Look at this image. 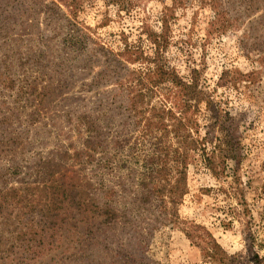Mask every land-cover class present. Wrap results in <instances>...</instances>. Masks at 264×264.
Returning <instances> with one entry per match:
<instances>
[{"label": "rangeland", "instance_id": "obj_1", "mask_svg": "<svg viewBox=\"0 0 264 264\" xmlns=\"http://www.w3.org/2000/svg\"><path fill=\"white\" fill-rule=\"evenodd\" d=\"M71 1L0 0V126L5 114L13 122L8 132L20 137L16 164L21 165L8 181L10 187L20 188L21 180L34 181L33 168L57 154V163L73 166V171H82L83 177V167L72 157L82 149V135L76 129L80 126L77 116L85 108L74 101L68 115L70 102L66 98L89 99L93 93L83 86L91 73L83 76L81 71L72 70V80L67 78V71L73 67L68 64L72 53L64 46L70 29L86 32L99 48L101 45L109 52L132 47L154 58L153 40L160 37L167 23L165 60L186 80L197 71L201 86L231 113L238 128L243 163L237 183L231 173L217 179L200 163L189 165L184 171L182 192L167 198L168 211L164 213L160 201L133 202L140 184L148 179L152 167L149 159L156 150L152 145L159 146L160 131H146L145 120L137 124L129 119L122 124L115 118L110 123L102 115L105 123L101 121V126H110L113 136L123 143L104 159L97 154L91 164L84 165V173L116 191L117 207L127 213L126 221L124 217V223L120 221L117 231L106 240L100 233L84 239L80 229L70 228L74 222L66 201L61 215L67 230L59 232L53 246L38 248L40 254L44 253L41 257L25 264H220L208 258L197 244L212 239L229 255L237 256V264H252L255 253L263 257L264 0H221L223 18L219 22L209 0H123L124 5L76 0L75 19L66 6L72 5ZM98 60L92 75L104 69V58ZM129 67L138 69L140 64ZM236 71L249 78L238 80L234 86ZM58 80L65 82L58 84ZM56 87L61 89L54 90ZM108 87L112 86L106 84ZM160 98V90L147 91V108L160 104ZM87 107L91 113V106ZM211 121L209 117L200 120L201 136L206 135ZM155 154L160 157V151ZM12 164L9 156L0 154V170ZM73 171L66 173L69 179ZM238 189L243 191L242 196H237ZM239 197L247 206L239 204ZM33 201V207L41 209L38 196ZM19 202L16 199L9 207L8 213L14 210L13 219L22 217ZM78 220L79 227L95 223H86L80 216ZM6 232L0 221L2 251L9 245ZM188 232L195 239H190Z\"/></svg>", "mask_w": 264, "mask_h": 264}, {"label": "trees", "instance_id": "obj_2", "mask_svg": "<svg viewBox=\"0 0 264 264\" xmlns=\"http://www.w3.org/2000/svg\"><path fill=\"white\" fill-rule=\"evenodd\" d=\"M107 1L111 4H125L123 0ZM70 3L72 5L66 4V6L75 19L77 17L75 5L78 1L73 0ZM209 3L216 12L215 20L219 22L221 17L223 18V12L219 10L221 0H209ZM167 30L166 23L160 37L153 40L156 52L155 57L151 58L145 56L140 49L132 47L118 53L109 52L101 45L99 48L96 41L86 32L70 29L71 33L65 39L64 46L65 50L72 53L69 55L71 57L68 59V64H72L73 67L67 71V78L72 80L73 71H81L83 76L91 73V78L83 80V86L88 93H93L89 99L85 96L66 98L70 102L68 115L72 114L74 101H80L85 108L77 116L80 126L76 129L82 135V149L77 150L72 157L76 164L83 167V177L80 175L82 171H73V166L66 168L65 165L57 163L59 156L57 154L54 159L40 162L33 168L36 173L34 181L29 183L21 180L18 181L20 188L10 187L11 182L8 181L19 171L21 165L16 164L20 137H12L13 133L8 132L10 123L13 122H9L10 117L6 118L4 114V121L0 126L3 136L0 138V154L4 153V157L9 156L10 163L15 165L0 170V221L9 234L7 240L9 245L6 244V250L0 249V264H25L27 260L30 262L44 254L38 251L40 246H53L59 232L67 230L66 219L61 215L66 201L72 209L71 222H74L69 224L70 228L80 229L84 239H90L95 233H100L102 239L106 240L112 232L117 231L116 226L120 221L123 222L124 217L126 221L127 213L117 207L119 202L116 191L106 188L101 179L95 180L84 173V165L91 164L97 154L104 159L111 154L112 148L123 143V140L118 141L119 137L113 136L110 126H101L102 115L108 118L110 123L115 121V118H118L122 124H126L129 119H135L137 124L145 120L146 131L148 129L151 134L153 130L160 131L159 146L152 145L156 150L149 159L152 167L148 179L145 178L140 184L141 188L137 190L138 194L133 202L146 204L157 200L160 201V210L167 213L166 200L182 192L184 171L191 164L200 163L217 179L231 173L235 183L238 182L243 155L236 121L231 113L201 86L197 71L186 80L165 60L168 48ZM100 56L105 60L104 69L92 75ZM77 58L79 59L75 60ZM135 63H139L140 67L130 69L129 66ZM233 74L240 77L239 79L236 76L232 77L234 86L238 80L241 82L249 78L237 71ZM62 81L57 82L59 84ZM106 84L112 87L105 88ZM58 89L61 88L56 87L54 90ZM150 90H160L161 98L160 104L147 108L146 93ZM87 105L91 106V113L87 111L89 110ZM207 117L212 121L203 137L200 135V120H206ZM69 121L72 123V119ZM158 151L160 157L155 154ZM67 156L66 154L65 157ZM69 171L74 172V178L67 177L66 173ZM237 193V196L243 195L241 189H238ZM34 196H38L41 203L39 210L33 207ZM29 198H32V201ZM16 199L22 204V209H19L21 211L19 215L22 217L13 219L14 210L8 212ZM238 200L241 206H247L243 197H239ZM24 201L28 203L24 205ZM35 215H38V219ZM79 216L86 223L93 221L95 223L92 227L87 224L79 227L77 225ZM2 236L3 234H0V248ZM194 236L193 233L188 232L190 239H195ZM197 244L208 258L220 264H237L240 260L235 255H229L214 239L209 243ZM16 250L20 252L19 256ZM21 251L25 256H22ZM125 258L130 259V256ZM250 261L252 264H264V256L255 253ZM120 263L121 261H116V264Z\"/></svg>", "mask_w": 264, "mask_h": 264}]
</instances>
